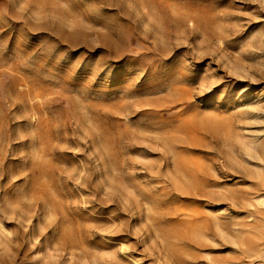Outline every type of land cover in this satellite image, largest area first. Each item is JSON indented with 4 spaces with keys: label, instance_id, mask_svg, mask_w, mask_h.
I'll list each match as a JSON object with an SVG mask.
<instances>
[{
    "label": "rangeland",
    "instance_id": "obj_1",
    "mask_svg": "<svg viewBox=\"0 0 264 264\" xmlns=\"http://www.w3.org/2000/svg\"><path fill=\"white\" fill-rule=\"evenodd\" d=\"M0 264H264V0H0Z\"/></svg>",
    "mask_w": 264,
    "mask_h": 264
}]
</instances>
